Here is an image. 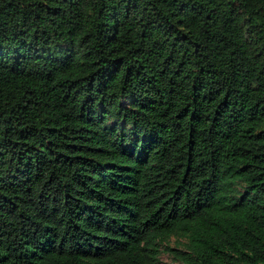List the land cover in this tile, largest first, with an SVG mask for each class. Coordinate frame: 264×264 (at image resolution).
Segmentation results:
<instances>
[{"label":"trees","instance_id":"16d2710c","mask_svg":"<svg viewBox=\"0 0 264 264\" xmlns=\"http://www.w3.org/2000/svg\"><path fill=\"white\" fill-rule=\"evenodd\" d=\"M163 250L264 264V0H0V264Z\"/></svg>","mask_w":264,"mask_h":264},{"label":"rangeland","instance_id":"374dc122","mask_svg":"<svg viewBox=\"0 0 264 264\" xmlns=\"http://www.w3.org/2000/svg\"><path fill=\"white\" fill-rule=\"evenodd\" d=\"M170 246L177 249H182L181 246H177L174 239L171 240ZM161 264H184L172 251L163 250L160 254Z\"/></svg>","mask_w":264,"mask_h":264}]
</instances>
